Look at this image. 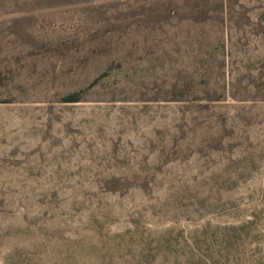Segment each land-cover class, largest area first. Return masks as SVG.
<instances>
[{
	"label": "rangeland",
	"instance_id": "rangeland-1",
	"mask_svg": "<svg viewBox=\"0 0 264 264\" xmlns=\"http://www.w3.org/2000/svg\"><path fill=\"white\" fill-rule=\"evenodd\" d=\"M12 2L0 264H254L264 0Z\"/></svg>",
	"mask_w": 264,
	"mask_h": 264
},
{
	"label": "trees",
	"instance_id": "trees-1",
	"mask_svg": "<svg viewBox=\"0 0 264 264\" xmlns=\"http://www.w3.org/2000/svg\"><path fill=\"white\" fill-rule=\"evenodd\" d=\"M14 2H12L13 4L12 5H9L8 8L10 9H17V11H24L26 10L25 8H27L26 4V0H13ZM21 1V2H20ZM29 0H27L28 2ZM14 6H17V7H14ZM24 6H26L24 8ZM18 9H21V10H18ZM160 240H158L159 242L156 244V252L154 253V256H156L157 254H160L162 252H165L167 251L168 249V252H172V248H173V245L172 243H174V240L172 238H169V239H166L164 236H161L159 238ZM164 239V240H163ZM241 239L243 240L242 242L245 241L244 239V235H240V236H237V241H241ZM163 240V242H162ZM167 243V245L165 244ZM164 246L168 247V248H164ZM254 264H264V254L254 263Z\"/></svg>",
	"mask_w": 264,
	"mask_h": 264
}]
</instances>
